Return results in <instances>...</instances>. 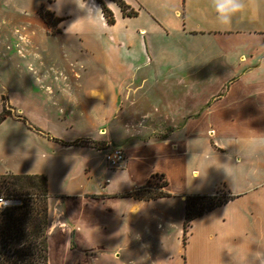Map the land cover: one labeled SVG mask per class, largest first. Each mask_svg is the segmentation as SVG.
<instances>
[{"label": "crops", "instance_id": "crops-1", "mask_svg": "<svg viewBox=\"0 0 264 264\" xmlns=\"http://www.w3.org/2000/svg\"><path fill=\"white\" fill-rule=\"evenodd\" d=\"M104 2L113 24L96 0H63L53 32L40 15L53 0H37L27 35L11 34L21 90H0V114L11 111L0 151L10 149L14 163L0 175L47 177L61 207L50 239L65 241L73 264H260L264 143L255 152L248 143L264 138V0H246L255 18L246 11L227 29L210 0H124L136 16ZM79 22L88 30L77 31ZM19 53L39 60L33 78L18 73ZM113 148L126 154L119 168L104 157ZM162 175L171 197L128 196ZM193 176L196 189H173L174 177ZM220 188L235 198L195 219L184 241L185 196ZM236 248L248 250L246 262Z\"/></svg>", "mask_w": 264, "mask_h": 264}, {"label": "trees", "instance_id": "trees-1", "mask_svg": "<svg viewBox=\"0 0 264 264\" xmlns=\"http://www.w3.org/2000/svg\"><path fill=\"white\" fill-rule=\"evenodd\" d=\"M109 24L115 22L113 12L106 6L104 0H96ZM116 2L124 15L136 16L124 0ZM40 15L47 26L54 32L60 21L50 11L41 8ZM11 116L6 107L0 114V123ZM153 176L144 186H141L128 196L137 200L151 201L169 198L172 195L166 190L169 183L164 175V181L155 184ZM0 198L22 201L20 206L6 208L0 211V264H49L51 204L48 190V179L44 175H22L6 173L0 175ZM235 197L225 190L216 191L211 195L185 196L184 241L198 217L222 205Z\"/></svg>", "mask_w": 264, "mask_h": 264}, {"label": "rangeland", "instance_id": "rangeland-1", "mask_svg": "<svg viewBox=\"0 0 264 264\" xmlns=\"http://www.w3.org/2000/svg\"><path fill=\"white\" fill-rule=\"evenodd\" d=\"M36 2L37 0H0V90L2 89L4 91H6L5 89H7L8 91L13 90L14 93L16 94L18 90H21L19 86L16 85L15 82L16 81L15 73L13 72L14 69H16V63L15 60L12 61L9 38L11 37L12 33H13V37H15L17 40L27 35V29L25 27L27 26L26 25L27 20L29 21L32 18H34L33 9L35 8ZM18 18H19V22L17 24L14 22L11 23L13 19H18ZM16 27H18V30H16ZM22 49L26 50L27 46L23 45ZM14 52L16 53L18 51L15 50ZM18 57H19L18 68L20 70V72L18 73H22V77L26 79L27 76L33 78V70L34 69L37 70L38 68H41V64L39 60H35V62L32 61L33 63L30 64V61L27 60L28 58L25 56V54L24 55L20 54L18 55ZM27 62L29 63L28 66H27ZM168 132H169L168 128L161 127L160 124H158V133L156 132V135H158L159 137H164L166 136V134H168ZM0 159H2V161H0V169H5L9 171L13 169L14 163L11 157L10 149L6 151H0ZM215 174L217 176L214 178L212 177L211 179L218 180V177H220L218 175V171H216ZM192 179L193 181L188 180L187 182H185L186 180L184 181L180 178L174 177L172 183L173 189H175L176 191H181L185 189L191 191L196 189L200 181L196 176H193ZM163 181L164 179H162L160 176L154 179L155 184H160ZM185 183H187L189 186ZM211 183H213V180H211ZM220 190H224V189L220 188ZM50 204H51V218H52L51 220L54 222L56 214H60L61 207L56 206L55 201L50 200ZM172 212L174 215H178L177 212L173 210ZM260 223L262 224V222H259V224ZM178 224L180 225V218H178L177 220V225ZM64 242L63 240L62 241L56 240V238L50 239L49 264H73L72 262H69L70 259L69 260L65 259L67 248Z\"/></svg>", "mask_w": 264, "mask_h": 264}, {"label": "clouds", "instance_id": "clouds-1", "mask_svg": "<svg viewBox=\"0 0 264 264\" xmlns=\"http://www.w3.org/2000/svg\"><path fill=\"white\" fill-rule=\"evenodd\" d=\"M62 3L63 0H53V3L48 4L47 11L54 12L55 15H60L62 12ZM83 7V5H80ZM68 5L63 4V8H67ZM210 7L215 13V21L218 26L222 28H229L232 23L233 17L243 14L246 11L249 13V18L254 19L257 11V6L251 3L246 2V0H210ZM78 21H74L73 24ZM80 23V29L77 31L88 30L87 27L82 23ZM72 25H69L67 29L69 32H77L70 31ZM63 94L68 99H75L76 95L73 89L69 87H65L62 89ZM93 96L98 95L97 90L92 94ZM264 143V138L256 139L255 141H251L248 143V150L250 152H255L257 148ZM236 255L242 262H246L249 252L247 249L236 248L234 249ZM261 253L257 252L254 255V259H258L260 264H264V259H261Z\"/></svg>", "mask_w": 264, "mask_h": 264}, {"label": "built area", "instance_id": "built-area-1", "mask_svg": "<svg viewBox=\"0 0 264 264\" xmlns=\"http://www.w3.org/2000/svg\"><path fill=\"white\" fill-rule=\"evenodd\" d=\"M105 160L112 168H119L126 159L125 151L121 148H113L106 152ZM22 201L18 198L3 199L0 198V211L10 207L20 206Z\"/></svg>", "mask_w": 264, "mask_h": 264}]
</instances>
